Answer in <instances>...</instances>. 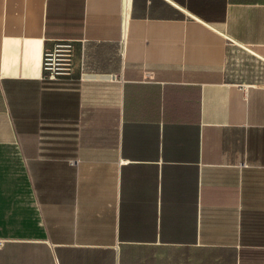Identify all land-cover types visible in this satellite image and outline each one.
<instances>
[{"label":"crops","instance_id":"1","mask_svg":"<svg viewBox=\"0 0 264 264\" xmlns=\"http://www.w3.org/2000/svg\"><path fill=\"white\" fill-rule=\"evenodd\" d=\"M0 264H264V0H0Z\"/></svg>","mask_w":264,"mask_h":264},{"label":"built area","instance_id":"2","mask_svg":"<svg viewBox=\"0 0 264 264\" xmlns=\"http://www.w3.org/2000/svg\"><path fill=\"white\" fill-rule=\"evenodd\" d=\"M43 66L46 76L50 78L69 74L71 72V44L59 42L54 52L46 50L43 55ZM89 76L85 72L83 77Z\"/></svg>","mask_w":264,"mask_h":264},{"label":"rangeland","instance_id":"3","mask_svg":"<svg viewBox=\"0 0 264 264\" xmlns=\"http://www.w3.org/2000/svg\"><path fill=\"white\" fill-rule=\"evenodd\" d=\"M55 47H56V44L54 45V46H52L51 48H49L48 49V51H52V52H54L55 51ZM48 73V72H47ZM49 74H50V72H49ZM50 78V77H49ZM53 79V78H52Z\"/></svg>","mask_w":264,"mask_h":264}]
</instances>
